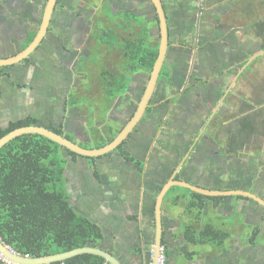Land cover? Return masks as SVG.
Returning <instances> with one entry per match:
<instances>
[{
  "label": "flooded vegetation",
  "instance_id": "obj_1",
  "mask_svg": "<svg viewBox=\"0 0 264 264\" xmlns=\"http://www.w3.org/2000/svg\"><path fill=\"white\" fill-rule=\"evenodd\" d=\"M160 1L167 28V48L156 84L140 120L114 150L96 157L77 155L73 159L67 156L69 158L65 169L71 163L75 166L78 161L86 162L90 159L97 171L109 168L115 173L116 169V174L118 173L120 177L124 176L127 185L138 181L142 184L146 197H156L162 186L172 178L217 191L242 190L252 193V189L255 188L256 192L253 193L264 199V176L258 178L264 171L261 149L255 148L254 151H250L251 142L259 138L264 139V134L251 133L242 149L238 153H233L231 151L235 149L233 142L235 139L229 134L231 129L209 126L213 118L218 121L220 113L227 109V107L218 109V104L224 100L231 84L223 91L206 121L203 122L201 119L200 124L188 121L187 125L192 127L176 128L177 133L171 136L176 143L170 145V152L167 148L164 150L163 158H165L164 163L168 164V160H171V152H175V158L181 155L179 160L171 161L167 169L163 165L164 170H161L157 162H152L154 157L150 160L145 159L146 152L137 142V133H143L142 136H145L157 131V125H154L157 116L156 103L158 101H164L166 105L170 103L169 99L172 97V83L169 81L172 72L169 70L172 62L170 50L174 45L171 21L175 22L177 10L175 5L183 10L180 3H173L174 0ZM47 3L48 0H0L1 57L15 56L33 42L40 31ZM226 10L230 13L229 3L216 7L212 13L213 18L207 17L210 22L215 21V32H225L226 29L231 28L229 19L233 17V13L228 15L229 23L223 22V19H226ZM23 11L30 15V19L25 22L19 17L24 13ZM187 25L190 24L184 23V31L179 32V38L192 33ZM161 36L160 18L154 0H53L50 17L37 45L25 58L18 61V64L22 63L24 66V71L21 66L19 69L20 77L24 75L21 83H31L29 89L34 91L33 94L56 98L55 107L51 108L56 109L61 123L50 128L59 127L61 124L62 127L71 129L68 134L79 136L77 132L84 131L79 136L80 139L85 133L88 141L96 140L98 144L99 137L102 136L109 140V143L127 125L138 109L158 56ZM225 45H222L223 48L220 46L222 52L228 50L229 57L236 55L233 53V42L229 43V47ZM48 52L52 54L51 59L48 58ZM96 61L99 63L93 67ZM229 63L227 61L226 65ZM173 64L176 65L175 62ZM10 66L14 64L0 67ZM192 69L195 67L192 68L191 65ZM197 79L198 76L192 77L190 81L194 82ZM48 83H51L50 88ZM166 85H168V95H165ZM189 85L191 83H187L182 91L190 90ZM161 86L163 87L160 98L157 92ZM204 88L201 100L206 103L210 97L213 104L217 97L216 93L220 92L219 83H212L211 87L204 86ZM81 94L87 101L78 100ZM92 95L97 101L88 99ZM192 98H194L193 94L187 96L185 114H197L195 110L187 112L189 102H194ZM82 103L92 104L87 108ZM48 104L51 105V101L47 102L45 110H51ZM169 107L172 109L173 105L170 104ZM170 120H167L169 125L182 122L177 115L175 123ZM37 123L41 122L37 121ZM220 124L223 126L222 122ZM167 131L170 132L171 128ZM167 144L164 147L168 146ZM111 152L113 154L110 156ZM103 157L105 160H101ZM140 165L141 170H138ZM256 166L258 168L256 170L260 172L257 176H253L252 169ZM66 172L68 168L65 171V185L70 198L74 195V189L69 188L72 179L66 175ZM80 173L78 172V176H81ZM105 175L104 172L99 178L103 180ZM90 176L98 185L99 179L94 171L90 172ZM176 187L179 186L170 187L166 195ZM223 196L216 197L223 198ZM253 203L256 208L264 210L263 205ZM255 231L252 229L247 232L244 239L251 244L260 245L263 249L264 228Z\"/></svg>",
  "mask_w": 264,
  "mask_h": 264
},
{
  "label": "rangeland",
  "instance_id": "obj_2",
  "mask_svg": "<svg viewBox=\"0 0 264 264\" xmlns=\"http://www.w3.org/2000/svg\"><path fill=\"white\" fill-rule=\"evenodd\" d=\"M191 1L195 5V11L185 8L181 11L180 8L175 5V9L177 10L175 11V24L172 28V40L174 45L170 50L172 62L170 64L171 67H169V70L172 71L171 78L169 80L172 83V97H170L169 99L170 103L167 105L164 101H158L156 103L155 113L157 116L154 125H157V131H155L153 134H146L145 136H142L143 133H137V142L140 143V145L146 152L145 159L150 160L152 159V157H154L152 162H157L158 168L161 170H164L163 165L165 166L164 168L167 169L169 168V163H171V161L174 162L176 160H179L180 158V155L178 158H175V152H171V160H168V164L164 163L165 158H163L165 153L164 150L167 148L170 152V145H174L176 143L174 138L171 137L174 133H177L176 128L184 129L185 127H192V125H187L188 121H192L195 124H200L201 119L203 120V122L206 121L210 111L215 107L216 103L222 96L223 91L230 84L231 86L227 93L228 95L226 94L224 100L221 103L219 102L218 104V109L221 107H227L225 111H222V114L220 113V118L217 119L218 121L222 122L223 126H220L219 122L216 121V123L219 125V128H228L231 121L247 113L244 110L240 109V106L244 101H250V103L255 105V109H258L261 106L264 107V99H261L262 95H264V53L257 56L254 61L252 60L253 62L249 63V69L245 71L246 67H244L238 77L233 80L236 73L241 69L239 64L250 57L252 53L262 50L259 46L262 43L263 38L256 36L255 29L258 28L256 23H264V0ZM176 2L178 1H173V3ZM227 3L230 4L231 9L233 8V11L229 13H233V17H230L229 19L231 24L228 22L229 20L227 18L223 19V22L229 23L231 28H229L228 30L226 29L225 32H215V21L213 20L212 22H210L209 19L213 18L212 13L214 12V9L216 7H221L223 4ZM23 12L24 13H21L19 17H21L22 21L25 22V20L30 19V15L28 16L25 11ZM184 23L185 25L190 24L187 26H189L192 33L190 35H182V37L179 38V32L184 31ZM252 23H254L255 25L252 26ZM175 29L177 32H175ZM231 42L234 43V46H232V48L234 49L233 53H235L236 55H232L231 57H229L228 50H226L225 53L222 52V45L226 44L225 46L229 47V43ZM216 44L218 45L217 47L215 46ZM220 46H222V48ZM48 58H52L51 52H48ZM227 61L230 62L228 65H226ZM174 62L176 63V65L173 64ZM16 63H13L14 66H10L9 68L0 67V83H21V79L22 77H24V75H21L20 77L19 69L21 66L22 71H24V66L22 65V63L18 64V61ZM98 63L99 61H96L93 64V67L97 66ZM191 65L192 68L195 67V69L191 70ZM197 76L199 78L197 79V81H190L192 77ZM187 83H191V85H189L190 90H186L187 92L185 90L182 91V88ZM212 83H219L220 92H218V94L216 93L217 97L214 99L213 104L210 101V97L206 101V104L201 100V96L205 91L204 86L211 87ZM48 85L50 88L51 83H48ZM162 87L163 86L158 89V97L162 95ZM165 88L167 90L165 95H168V85H166ZM24 94V96H21L25 101L24 108L30 114L36 113L39 117L44 118L41 120V123L51 126V122L46 119V117H48L49 115L53 117L52 122H58L59 120H61L58 117L56 109H53V112H50V110H45L48 101H51V105L48 104V106H50V109L53 106L55 107V103L57 102L55 97L42 96V98L40 97V94L30 95V91L24 92ZM192 94L194 96V98H192L194 102H189V104L187 105L189 111L187 112L195 110V113L197 114H185L186 111L184 110V108L186 106L185 102L188 100L187 96ZM88 99L93 102L97 101L96 97H93V95ZM78 100L82 102L87 101V99L84 98L83 94L80 95V99L78 98ZM190 100L191 99H189V101ZM91 104L87 103L83 105L89 108ZM170 104L173 105L172 109L169 107ZM83 105H81L82 108ZM34 110H36V112ZM176 115L182 119V122L179 124L175 123ZM168 119H171L170 122L175 123V125L167 124ZM168 128H171L170 132L167 131ZM63 129L65 130V132L71 130L66 126H64ZM83 132L84 131H78L77 135L80 136L83 134ZM69 134L73 137L74 142L78 143L82 147H96L97 141L92 139L88 141L89 139L87 138V135L85 133L84 136L81 137V139L79 138V136L73 135L72 133ZM166 143H168V146L164 147ZM251 144L252 146L250 147V151H254L255 148H260L261 158L264 160V139L259 138L258 140L251 142ZM112 154L113 153L111 152L110 156ZM101 160H105V157H103ZM146 167L148 169V165ZM67 168L68 172H66V175L68 177H71L72 179V181H70L71 184L69 185V188H74V194H78L79 198L82 199L81 206L88 207V204L92 205L94 203V199H96L95 196H97L98 199V197H101L100 195L103 192L100 191L102 186L96 187L94 180L91 179V171L95 172V176L97 177V179H99L101 175H104L105 172V176H108L110 182L121 183L123 181L122 176L120 177L118 173L116 174V169L115 173L113 169L109 168H104V170L98 171L95 170L93 162L90 159H87L86 162L83 160H81L80 162L78 161L75 166H73L71 163L68 167H66L63 173L64 180H66L65 171L67 170ZM256 169H258L257 166L252 169V171H254V173H252L253 176H257L260 172ZM96 171L98 174H96ZM78 172H81V176L85 175L86 177L78 176ZM262 172L263 173L260 174L258 178L264 176V171ZM185 174H187V172ZM65 188L69 193L66 185ZM252 190V193L256 192L255 188ZM182 192H184V189H182ZM170 197L171 192L166 195V202L170 199ZM76 211H78V209H76ZM211 219L215 222H218L217 219L212 216ZM229 222L230 225L234 223V221L232 220H229Z\"/></svg>",
  "mask_w": 264,
  "mask_h": 264
},
{
  "label": "crops",
  "instance_id": "obj_3",
  "mask_svg": "<svg viewBox=\"0 0 264 264\" xmlns=\"http://www.w3.org/2000/svg\"><path fill=\"white\" fill-rule=\"evenodd\" d=\"M232 11L233 8H230V13ZM228 15L226 10L227 19ZM171 23L174 27V21ZM30 86L31 83H0V127L27 115L42 122L44 118L36 113L30 114L24 108L25 101L21 96L27 91L33 94ZM46 119L51 126L39 124L53 127L61 123L60 120L52 122L51 115ZM122 179L119 183L110 182L108 176L103 180L99 178L96 186H102L100 196L103 198L95 196L94 203L88 204V207L81 206L82 199L78 194L70 196L69 202L75 210L78 209V213L101 228L103 239L99 247L113 253L124 264H150L151 254L148 253L154 242L156 197H146L138 181L127 185L124 176ZM181 188L185 189H173L170 199L166 202L163 198L161 204V246L167 264H264V247L261 249L260 245L244 239L250 230L264 228V210L256 208L250 198L242 195L203 199V207L199 210L200 199L185 190L182 192ZM211 216L218 222L213 221ZM229 220L234 223L230 225ZM207 224L227 233V236L199 242L188 240L185 233L187 226L199 230Z\"/></svg>",
  "mask_w": 264,
  "mask_h": 264
},
{
  "label": "trees",
  "instance_id": "obj_4",
  "mask_svg": "<svg viewBox=\"0 0 264 264\" xmlns=\"http://www.w3.org/2000/svg\"><path fill=\"white\" fill-rule=\"evenodd\" d=\"M178 2L182 4V9L195 11L191 0ZM256 24L258 28L255 29V34L263 38L259 47L264 49V23ZM246 60L239 66L242 67ZM249 65L245 71L249 69ZM261 99H264V95ZM240 109L247 113L231 121L227 128L231 129L229 134L235 139V149L231 151L233 153L242 149L251 133L264 134V107L255 109L250 101H244ZM37 121L32 115L12 121L7 126L0 127V137L16 127L33 125ZM219 125L214 118L209 124L213 127ZM51 129L73 140L62 125ZM99 139L96 147L109 141L102 136ZM67 156L74 159L77 154L39 134H22L0 148V239L16 253L40 257L85 245L98 246L103 239L101 228L87 216L78 213L69 202L63 175ZM138 170H141V165ZM184 190L200 199L197 205L199 210L203 207V199L220 198ZM185 233L191 242L227 236V233L215 230L211 224L199 230L187 226ZM64 262L108 264L103 257L90 253L77 254Z\"/></svg>",
  "mask_w": 264,
  "mask_h": 264
},
{
  "label": "water",
  "instance_id": "obj_5",
  "mask_svg": "<svg viewBox=\"0 0 264 264\" xmlns=\"http://www.w3.org/2000/svg\"><path fill=\"white\" fill-rule=\"evenodd\" d=\"M154 2H155L157 12L160 18V27H161V35H162L161 40H160L159 49H158V56L154 62V66H153V69L150 75L149 82L147 84L145 93L139 102L138 109L134 113V116L128 121L127 125L113 138V140H111L109 143L103 146H100V147L85 148V147L80 146L78 143L74 142L73 140L67 138L66 136L54 132L50 127H46L39 123H36L33 125H24L21 127H16L13 130L1 136L0 137V148L3 145H5L8 141L22 134H39L41 136L48 138L49 140L53 142H56L64 149L76 153L79 156L96 157V156L104 155L114 150L123 141V139L127 136L130 130L134 127V125H136L137 122L140 120V117L142 116L147 106L150 95L154 89L156 80L161 70L162 63L164 61V56H165L166 48H167V28H166V23H165L161 1L154 0ZM52 4H53V0H48V3L45 8V13L43 16V21L41 24L40 31L38 35L36 36V38L33 40V42H31L29 46H27L23 51H21L19 54L15 56H12V57H1L0 56V66L11 65L13 63H16L20 59L25 58L32 50H34L35 46L37 45L39 39L42 36V33L46 27L47 21L50 17ZM263 53H264V49L257 51L253 55H251L248 58V60L243 64L240 71L236 74V77L241 72V70H243V68L246 67L254 58H256L257 56ZM172 186H179V187L187 188L193 192L206 195V196L242 195L244 197L250 198V200H252L253 202H256L264 206V199L249 191H242V190L217 191V190L203 188L199 185H193L182 179H172V178L169 179V181H167V183L162 186L155 200L154 212H155L156 222H155L154 242H153L152 248L149 249L150 252L148 253V254H151L150 264H158V256H159L160 248L162 247L161 246V234H162L161 233L162 232L161 204H162L163 198L166 195L168 189ZM0 252H2L3 255H5L7 258H9L10 260L18 264L53 263L57 261H64L72 256H75L81 253H90V254L99 255L103 257L106 263L108 264H124L117 256H115L113 253L106 250L105 248H102L99 246H91V245L76 247L68 251L58 252V253H54L50 255H44L40 257H31V256H25V255L13 252L12 249L8 245L3 243V241H1L0 239Z\"/></svg>",
  "mask_w": 264,
  "mask_h": 264
},
{
  "label": "built area",
  "instance_id": "obj_6",
  "mask_svg": "<svg viewBox=\"0 0 264 264\" xmlns=\"http://www.w3.org/2000/svg\"><path fill=\"white\" fill-rule=\"evenodd\" d=\"M13 252H15L12 249ZM28 256V255H25ZM0 264H18L13 262L12 260H10L9 258H7L5 255L2 254V252H0ZM46 264H65L64 261H58V262H53V263H46ZM158 264H166V257L164 254V248L161 247L160 248V252H159V256H158Z\"/></svg>",
  "mask_w": 264,
  "mask_h": 264
}]
</instances>
